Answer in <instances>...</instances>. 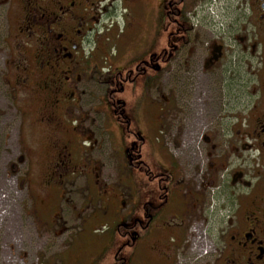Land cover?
I'll list each match as a JSON object with an SVG mask.
<instances>
[{"label":"flooded vegetation","instance_id":"obj_1","mask_svg":"<svg viewBox=\"0 0 264 264\" xmlns=\"http://www.w3.org/2000/svg\"><path fill=\"white\" fill-rule=\"evenodd\" d=\"M128 7L127 0H0V189L12 172L17 182L26 180L16 169L24 163L22 146L43 167L37 177L45 205L82 167L99 176L115 165L98 153L105 148L85 125H101L95 99L113 104L119 76L133 71L148 119L133 117L141 128L123 161L144 165L146 182L158 191L134 198L131 213H118L122 243L106 264H179L190 228L209 244L206 264H264V0H165L163 46L129 62L132 70L105 66L106 39ZM10 99L25 132L14 150ZM114 104L118 113L121 102ZM155 108L170 142L163 157L142 153ZM117 124L128 129L131 118ZM143 156L163 171H151ZM114 244L112 235L103 250L93 246L87 264Z\"/></svg>","mask_w":264,"mask_h":264},{"label":"rangeland","instance_id":"obj_2","mask_svg":"<svg viewBox=\"0 0 264 264\" xmlns=\"http://www.w3.org/2000/svg\"><path fill=\"white\" fill-rule=\"evenodd\" d=\"M164 1L127 0L128 12L119 22L118 28L107 37L105 54L100 63L108 66L119 62L132 70L133 65L130 66L129 62H135L143 54L157 52L164 41ZM139 77L133 71H123L119 76L120 91L113 94L115 97L112 96V100L121 102L118 113L115 112V102L111 104L109 98L95 99L97 103L94 110L99 113L102 123L100 125L99 119L94 123L90 120L85 126L94 132L99 149L105 148V152L98 153H104V157L108 155V158L115 160V165L102 167L98 171L99 176L93 172L94 167H82L67 181L57 184L59 188L45 205L37 177L43 167L35 163L39 157L26 155V148L21 147L24 163L16 169L20 168V175H25L26 180L17 182L12 172L5 189H0V264L16 261L21 264H87L90 261L88 250L93 246L103 250L106 241L114 235V246L94 264L113 262L112 256L122 243L116 231V223L121 218L118 213H131L134 211V198L139 195L145 198L158 191L156 182H146L147 178L142 174L144 165L137 167L123 161L126 147L134 141V131L141 128L133 117L141 116L144 121L148 119L147 104L141 99L136 100L141 90ZM91 91L98 92L99 88L92 86ZM88 104L84 103L85 106ZM7 108L11 147L14 150L21 146L25 132L21 130L19 110L14 107L11 99ZM38 110L36 106L34 115ZM160 111V108H155L153 128L147 129L145 125L143 130L144 155L151 150L156 156L163 157L165 140L170 144L166 134L164 138V122ZM127 116L131 118L130 128L121 129L117 123ZM99 129L101 134L96 136ZM32 130L28 125V133ZM174 146L177 149L171 147L172 152L175 151L176 158L182 161L184 152L179 144ZM195 151L197 154L191 155L198 159L201 152L197 149ZM143 159L151 171H163L150 157L143 156ZM193 226L196 227L195 224ZM189 233L191 236L186 238L182 255L185 259H179V264H206L204 250L209 249L208 242L201 244L198 238H193L196 234L193 228H190ZM196 257L201 259L197 261Z\"/></svg>","mask_w":264,"mask_h":264}]
</instances>
